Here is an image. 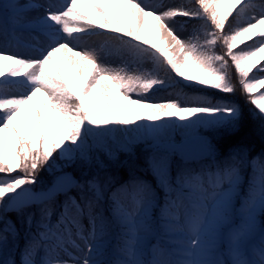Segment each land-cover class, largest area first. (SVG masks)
I'll use <instances>...</instances> for the list:
<instances>
[{"label":"snow or ice","instance_id":"obj_1","mask_svg":"<svg viewBox=\"0 0 264 264\" xmlns=\"http://www.w3.org/2000/svg\"><path fill=\"white\" fill-rule=\"evenodd\" d=\"M189 2L0 0V264H264V152L225 147L239 107L149 99L234 93L230 61L264 136V0Z\"/></svg>","mask_w":264,"mask_h":264},{"label":"trees","instance_id":"obj_2","mask_svg":"<svg viewBox=\"0 0 264 264\" xmlns=\"http://www.w3.org/2000/svg\"><path fill=\"white\" fill-rule=\"evenodd\" d=\"M183 4L186 6H191L189 0H182ZM198 22V21H196ZM194 23L192 21H188V25L191 27V24ZM222 49L220 47L217 48L218 52H221ZM228 75L235 87L234 93H221L215 89H206L201 91L198 88H191L187 86L185 82H181L183 88L186 91L190 92H199L200 94L207 96L208 98L214 99H227L232 102L238 103L241 108V113L243 117V127L241 132L235 136L227 139L225 141V147L236 143H243L248 146L250 149L251 155L255 156L264 152V136H261L258 129V121L253 119L250 109L253 107L247 100L246 95L243 93L242 88L239 84V77L235 72L234 67L231 66V62L229 61L228 67ZM130 169V168H128ZM125 170L123 167H118L114 170V172L118 173L119 171ZM131 170V169H130ZM126 171V170H125ZM143 169L141 168L139 172L143 173ZM161 202L163 201V197H160Z\"/></svg>","mask_w":264,"mask_h":264},{"label":"rangeland","instance_id":"obj_3","mask_svg":"<svg viewBox=\"0 0 264 264\" xmlns=\"http://www.w3.org/2000/svg\"><path fill=\"white\" fill-rule=\"evenodd\" d=\"M144 2L147 3V4H151V5H158L161 2V0H144ZM164 2L168 3V4H172V5H181L180 0H164ZM152 23H153L152 19L149 18V37H151V24ZM181 24L182 23H181L180 20L177 21L178 30L181 31L182 38H184L189 32H188L187 28H186V30L185 29H180L179 25H181ZM101 39L102 38H100V37L93 36V37L89 38L88 43L92 44V45H95V44L99 43ZM118 63H119V61H114L113 62L114 66L117 65ZM147 66L151 67V64L149 63ZM159 75L161 77H163L165 75L163 70H161L159 72ZM175 83H176V81L173 82V87H171V88L162 89V90H158L156 92H153L150 95L149 99H151L153 102H159L160 100H164V99H175V98H177L176 94L177 93H181V92L179 91L178 87H176ZM74 86H75V84H74ZM188 96H194V95H188ZM217 101H220V100H217ZM224 102H226V101H224ZM227 103H231V102H227ZM52 163L56 166V168H59L61 165H66V162L65 161H61L59 158L53 160ZM68 168H71V167L65 166V169H68ZM54 171H55V169L48 170L47 168L41 169L39 171V174H41L40 175L41 176L40 180L43 181V184L45 183V185H47L49 183L48 182L49 181V176L53 177ZM12 175H15V173H13ZM115 181L118 183L116 177H115ZM102 206L103 205H101V209H100L101 211H102Z\"/></svg>","mask_w":264,"mask_h":264}]
</instances>
